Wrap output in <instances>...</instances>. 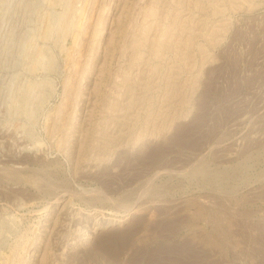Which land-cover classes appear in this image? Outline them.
I'll return each mask as SVG.
<instances>
[{"label":"rangeland","instance_id":"374dc122","mask_svg":"<svg viewBox=\"0 0 264 264\" xmlns=\"http://www.w3.org/2000/svg\"><path fill=\"white\" fill-rule=\"evenodd\" d=\"M0 264H264V0H0Z\"/></svg>","mask_w":264,"mask_h":264}]
</instances>
